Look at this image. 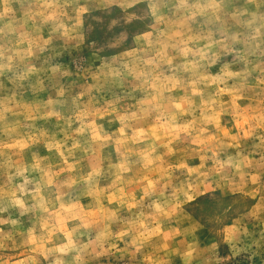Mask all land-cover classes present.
Segmentation results:
<instances>
[{
    "label": "clouds",
    "instance_id": "9594fccd",
    "mask_svg": "<svg viewBox=\"0 0 264 264\" xmlns=\"http://www.w3.org/2000/svg\"><path fill=\"white\" fill-rule=\"evenodd\" d=\"M32 77L54 95L0 145L31 157L3 167L0 264H199L211 227L264 249V0H0V89Z\"/></svg>",
    "mask_w": 264,
    "mask_h": 264
},
{
    "label": "rangeland",
    "instance_id": "374dc122",
    "mask_svg": "<svg viewBox=\"0 0 264 264\" xmlns=\"http://www.w3.org/2000/svg\"><path fill=\"white\" fill-rule=\"evenodd\" d=\"M17 7L19 5H16ZM40 60H43V57H40ZM39 63V62H38ZM9 75H11L9 73ZM4 88L0 89V101L4 100L7 97H10L15 93V101L17 106L14 108V114H8L7 121L0 122V145L7 141L6 128L9 123H15L17 120L20 121V131H24V125L27 123L24 116L27 114L25 110V105L34 106L38 103H41L43 100H46L49 95H54L50 87L45 88L44 91H41V85L38 83L36 77H32L31 84L32 87H29L28 84H25L23 88H14L7 80L3 81ZM44 84L48 85V81L44 80ZM55 121L44 122L38 121V125H42L46 128H51ZM41 154L43 149H41ZM11 156L13 161L23 162L24 160H30V154L27 152H8L5 150V154L0 156V184H3L5 181V176L3 175V167L6 163L7 157ZM105 166H107L108 159L111 158L113 162L117 157L110 152L109 149H105L103 152ZM135 159V157H132ZM261 164L264 162H256ZM87 163L85 162V168ZM134 173L138 176L141 173L137 172L134 168ZM133 174H129L132 176ZM239 184L237 185V190L243 188L245 182V176L241 173L239 177ZM107 181H105L106 183ZM128 190L137 192L139 191V185L135 183V178H133L132 183L128 185ZM255 203V201H251ZM249 230H253V226L249 225ZM201 245L199 248V264H264V249H261L257 255H255L251 262L247 258V255L241 251L240 255H234L238 249L245 248L250 243V237L244 239L241 237L240 233L234 228H225L222 231L218 227H211L200 233ZM227 241V243H225ZM235 243L236 247H232L230 250V245ZM123 247V246H122ZM120 256L123 257L124 264H140V261L137 259L135 253L131 252L128 249H124L120 253Z\"/></svg>",
    "mask_w": 264,
    "mask_h": 264
}]
</instances>
